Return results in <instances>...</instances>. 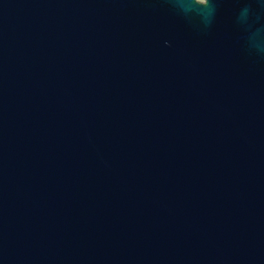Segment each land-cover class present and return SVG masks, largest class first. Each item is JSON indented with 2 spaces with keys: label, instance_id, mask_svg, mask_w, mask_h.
Segmentation results:
<instances>
[{
  "label": "water",
  "instance_id": "water-1",
  "mask_svg": "<svg viewBox=\"0 0 264 264\" xmlns=\"http://www.w3.org/2000/svg\"><path fill=\"white\" fill-rule=\"evenodd\" d=\"M0 264H264V0H0Z\"/></svg>",
  "mask_w": 264,
  "mask_h": 264
}]
</instances>
